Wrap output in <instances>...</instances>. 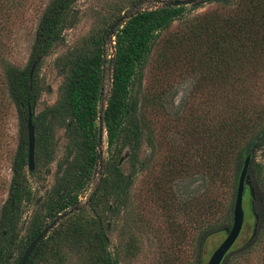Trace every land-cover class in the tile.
I'll list each match as a JSON object with an SVG mask.
<instances>
[{
    "label": "trees",
    "instance_id": "obj_1",
    "mask_svg": "<svg viewBox=\"0 0 264 264\" xmlns=\"http://www.w3.org/2000/svg\"><path fill=\"white\" fill-rule=\"evenodd\" d=\"M22 1L0 0L1 144V127L10 109L18 120L7 199L0 206V264H17L46 220L74 207L93 177L107 66L111 83L103 103V125L109 157L101 162L100 184L91 193L88 207L62 218L36 245L26 264H71L73 257L79 264H119L108 248L110 227L105 219L121 211L131 182L124 186L119 163L120 158L125 159L122 151L127 148L132 164L141 167L138 155L143 143L150 147V161L156 148L163 149L152 192L169 220L170 234L177 241L184 239L186 232L179 216H185L188 226L198 233L191 239L199 250L205 237L218 231L226 233L232 226L244 150L255 138L244 190L250 196L251 234L243 243L234 244L221 264H264V205L257 201L260 191L264 194V171L261 163H253V151L264 144V0H207L215 6L193 15L186 5L136 10L116 28L114 55L109 61L106 33L126 6L134 4L111 0L106 12H93L90 31L59 56L63 81L58 98L36 112L41 93L39 64L64 41L62 29L73 0H49L36 25L28 63L20 67L3 57L6 44L2 33L9 31L8 24L18 15ZM175 20L177 24L171 28ZM151 61L155 76L151 86L143 90L144 70ZM179 67L184 68L180 73L195 80L196 89L206 90L208 95L202 107L188 113L180 108L170 113L167 102L171 94L164 84L167 81L168 85L167 76ZM152 110L168 117L158 138L149 116ZM30 112L35 140V166L30 174L40 177L41 172L49 171L57 155L59 129L63 130L64 142L55 161L54 183L35 205L25 233L17 239L25 206L34 198L25 171ZM170 132L176 136L170 137ZM134 173L135 169L129 176ZM182 174L199 175L203 179L200 191L181 198L171 182ZM129 211L133 215L131 207ZM124 223L119 247L130 255L137 240L128 220ZM198 257L199 251L200 264Z\"/></svg>",
    "mask_w": 264,
    "mask_h": 264
},
{
    "label": "rangeland",
    "instance_id": "obj_2",
    "mask_svg": "<svg viewBox=\"0 0 264 264\" xmlns=\"http://www.w3.org/2000/svg\"><path fill=\"white\" fill-rule=\"evenodd\" d=\"M130 1L134 4H128L126 9L121 12V15L127 16L136 10L157 7L163 0ZM48 2L49 0H23V6L20 8L18 15L8 24L10 26L9 31H3V38H1L6 45L2 55L11 63L20 67H24L28 63L35 28ZM110 2L111 0H73L65 17V25L62 29L64 41L56 44L50 53L42 58L39 64L38 77L41 81V93L35 107V112L41 110L44 106L53 104L58 98V89L63 81V74L59 72V65L57 64L59 56L90 31L94 23L93 12L97 10L106 12L109 9ZM186 6L191 8L190 14L193 15L213 8L215 3L213 1L198 0L195 5ZM75 9L79 10V13L73 25L69 27L68 23ZM176 24L177 21L175 20L171 28H174ZM108 42L109 58L112 52L111 47L114 45V36L108 38ZM181 69L183 70L184 68L179 67L175 72L169 74L167 76L168 85L167 81L164 84L168 95L171 94L170 97H167L168 107H171L169 110L170 113L176 108L182 109L184 113H188L190 110H197L203 106L208 97L206 90L196 89V82L192 77L186 73H180ZM155 71L154 62L151 61L144 70V77L142 79L143 90L151 86ZM110 83V68L107 66L103 77V103L107 98ZM48 86L51 88L50 91L47 89ZM42 100H46V103L42 104ZM199 112L200 111H198V113ZM149 116L151 122H153L155 134L158 133L155 137H161L162 131L164 130V122L168 121V117L163 113H154L153 110L149 113ZM1 128H3V137L1 139L2 144L0 142V206L7 199V186L11 177L10 162L18 135V120L13 109H10L8 112V116L4 120V125ZM57 135L58 150L55 161L59 160L62 154V144L64 142L63 130L59 129ZM169 136H176V134L170 132ZM128 151L127 148L122 151V156L124 155L125 159L119 162L123 175H130L131 171L135 169L133 177L129 176L127 182L129 183L131 181L126 189L127 195L124 199L125 204L121 207L119 213L115 216L108 214L105 219L110 227L108 248L111 254L118 257L119 264H197V254L199 251L198 259L200 260V264H206L210 254L224 239L225 233L218 231L205 237L198 250L196 243L191 239L192 236H197V231L188 226L189 224L185 216L180 215L179 219L184 226L183 228L185 229L186 235L182 241L175 240L174 236L169 232V220L161 211L156 200V195L152 192L154 179L159 174V161L164 154L163 149L156 148L155 155L153 156L154 159L150 161V147L146 143H143L138 155V159L142 163L141 167L139 163H136V166L132 164L128 158ZM102 152L103 161L109 157L105 131L103 134ZM253 152V163H261L264 171V144L256 148ZM55 161L50 164V169L46 174L41 172L40 177H38L37 173L30 174L27 170V166L25 168L29 181L31 182L34 198L31 203L25 206L20 223L21 230L19 231L17 239L25 233V227L29 216L35 209V201L37 199L41 200L54 183L56 171ZM101 169L102 163L101 167H96L90 182L79 193L78 202L74 206L77 209L88 207L91 193L100 184ZM202 180L199 175L187 177L182 174L178 178H175L171 184L181 198H187L193 193L200 191ZM258 186L259 185H257V187ZM260 189L259 186L257 190L260 191ZM225 197L227 198V194ZM257 201L259 205H264V194L261 191L260 194H258ZM242 205L245 218L242 230L234 243L236 245L243 243L251 234L252 230L253 216L250 206V196L247 191L244 193ZM130 207L133 209V215H130ZM71 208L73 207L67 208L65 213ZM86 209L92 213L89 208ZM126 220L131 224L133 231L132 235L137 240L135 242V250H132L133 253L130 255H127V253L123 252L119 247L120 232L124 229V222ZM50 221V218L47 219L46 224L50 223ZM58 223L56 225H58ZM71 261V264H79L74 257Z\"/></svg>",
    "mask_w": 264,
    "mask_h": 264
},
{
    "label": "water",
    "instance_id": "obj_3",
    "mask_svg": "<svg viewBox=\"0 0 264 264\" xmlns=\"http://www.w3.org/2000/svg\"><path fill=\"white\" fill-rule=\"evenodd\" d=\"M198 2V0H163L160 5L164 6H181V5H195ZM79 13V10L75 9L72 12L71 19L68 23L69 27L73 25V23L76 20V17ZM132 16V12L130 14L121 15L119 16L109 27L106 38H110L111 36H114L115 30L117 27H122L123 24ZM111 55L109 57V61L112 60V57L114 55V45L111 47ZM36 63H33L29 72L30 77L32 76L33 70L35 68ZM48 91H50V86H48ZM46 103V100H42V104ZM100 110L98 112V140H97V166L101 167V161H102V144H103V134H104V114H103V103H101ZM32 113L30 112L28 114L26 126H27V167L28 171H32L35 166L34 162V147H35V140H34V126L32 125L31 121ZM260 136V135H259ZM258 136V137H259ZM257 142V138L253 139L248 143L244 150V161L243 165L239 174L238 183H237V189H236V195L234 200V206H233V222L232 226L228 231L225 233L224 239L221 241V243L214 249V251L210 254L206 264H221L223 259L225 258L226 254L232 247V245L235 243L236 239L238 238L242 227L244 223L245 218V212L243 209V196H244V190H245V183H246V173L250 161V151L254 147V145ZM123 158H120L119 162H122ZM129 179V175H125L124 179V186L127 185ZM77 208L73 207L69 209L66 213H60L57 217H55L50 223L46 224L42 230L32 239V241L26 246L25 250L23 251L19 261L17 264H26L29 256L31 255L32 251L36 247V245L44 238L46 237L50 230L67 214L72 213Z\"/></svg>",
    "mask_w": 264,
    "mask_h": 264
},
{
    "label": "flooded vegetation",
    "instance_id": "obj_4",
    "mask_svg": "<svg viewBox=\"0 0 264 264\" xmlns=\"http://www.w3.org/2000/svg\"><path fill=\"white\" fill-rule=\"evenodd\" d=\"M35 63V62H34ZM39 202H40V200L39 199H37L36 201H35V205H37V204H39ZM52 221V220H51ZM50 221V222H51Z\"/></svg>",
    "mask_w": 264,
    "mask_h": 264
}]
</instances>
